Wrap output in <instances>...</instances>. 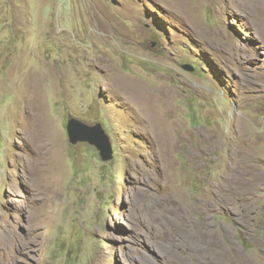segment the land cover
Here are the masks:
<instances>
[{
    "label": "rangeland",
    "instance_id": "374dc122",
    "mask_svg": "<svg viewBox=\"0 0 264 264\" xmlns=\"http://www.w3.org/2000/svg\"><path fill=\"white\" fill-rule=\"evenodd\" d=\"M0 240L10 264H264V0H0Z\"/></svg>",
    "mask_w": 264,
    "mask_h": 264
},
{
    "label": "water",
    "instance_id": "95a60500",
    "mask_svg": "<svg viewBox=\"0 0 264 264\" xmlns=\"http://www.w3.org/2000/svg\"><path fill=\"white\" fill-rule=\"evenodd\" d=\"M184 68L194 71V68L189 65H185ZM67 130L71 143L87 142L99 150L104 161H110L113 158L109 136L100 123L89 125L80 119L70 117Z\"/></svg>",
    "mask_w": 264,
    "mask_h": 264
},
{
    "label": "bare ground",
    "instance_id": "6f19581e",
    "mask_svg": "<svg viewBox=\"0 0 264 264\" xmlns=\"http://www.w3.org/2000/svg\"><path fill=\"white\" fill-rule=\"evenodd\" d=\"M182 1L185 2L186 0H182ZM0 251H1V258L4 259L5 262L7 261L10 264V261L8 260V256H9V254H8V248L5 245V243H3L1 240H0Z\"/></svg>",
    "mask_w": 264,
    "mask_h": 264
}]
</instances>
